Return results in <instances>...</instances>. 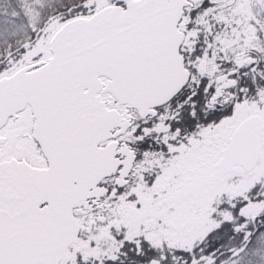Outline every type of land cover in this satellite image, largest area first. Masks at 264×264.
<instances>
[{
    "label": "snow or ice",
    "instance_id": "1",
    "mask_svg": "<svg viewBox=\"0 0 264 264\" xmlns=\"http://www.w3.org/2000/svg\"><path fill=\"white\" fill-rule=\"evenodd\" d=\"M0 264H264V0H0Z\"/></svg>",
    "mask_w": 264,
    "mask_h": 264
}]
</instances>
